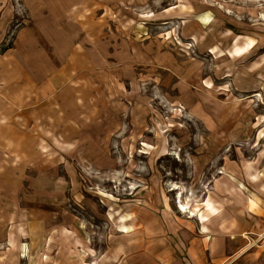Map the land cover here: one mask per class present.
<instances>
[{
    "label": "rangeland",
    "instance_id": "1",
    "mask_svg": "<svg viewBox=\"0 0 264 264\" xmlns=\"http://www.w3.org/2000/svg\"><path fill=\"white\" fill-rule=\"evenodd\" d=\"M260 57L264 0H0V264L180 253L211 180L264 139L235 87Z\"/></svg>",
    "mask_w": 264,
    "mask_h": 264
},
{
    "label": "crops",
    "instance_id": "2",
    "mask_svg": "<svg viewBox=\"0 0 264 264\" xmlns=\"http://www.w3.org/2000/svg\"><path fill=\"white\" fill-rule=\"evenodd\" d=\"M242 75V83L235 87L264 108V57L257 65L245 67ZM262 118L264 113L258 114ZM262 124L260 132H264V121ZM258 144L257 155L241 163L228 160L223 174L211 180V202L185 220L186 230L178 238L180 253L165 249L158 256L160 262L153 257L150 264H264V244L242 255L249 245L238 237L239 231H264V139ZM194 226L201 232L199 237Z\"/></svg>",
    "mask_w": 264,
    "mask_h": 264
},
{
    "label": "bare ground",
    "instance_id": "3",
    "mask_svg": "<svg viewBox=\"0 0 264 264\" xmlns=\"http://www.w3.org/2000/svg\"><path fill=\"white\" fill-rule=\"evenodd\" d=\"M199 19L201 21H203L204 23H208L210 21V17L208 15H201L199 17ZM254 46L253 42H249L246 45H244L243 48H235L233 50L234 53L239 54V53H245L246 51H249L252 47ZM179 209L181 212H186V210L188 209V207L185 204H180L179 205ZM191 215H193V213H191ZM119 228H121V230H119L120 232H127L128 231V227L125 223H119L118 225ZM19 239H22V236L18 237ZM17 238V239H18Z\"/></svg>",
    "mask_w": 264,
    "mask_h": 264
}]
</instances>
